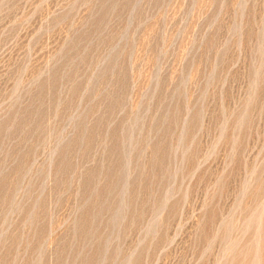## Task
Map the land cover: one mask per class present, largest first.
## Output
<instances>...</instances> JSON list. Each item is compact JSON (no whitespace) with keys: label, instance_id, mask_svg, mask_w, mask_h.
<instances>
[{"label":"rangeland","instance_id":"obj_1","mask_svg":"<svg viewBox=\"0 0 264 264\" xmlns=\"http://www.w3.org/2000/svg\"><path fill=\"white\" fill-rule=\"evenodd\" d=\"M0 264H264V0H0Z\"/></svg>","mask_w":264,"mask_h":264}]
</instances>
